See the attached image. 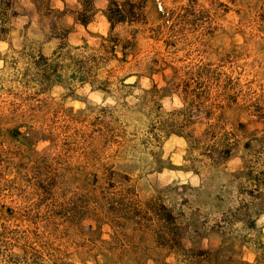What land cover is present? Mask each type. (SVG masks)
<instances>
[{
    "label": "rangeland",
    "instance_id": "obj_1",
    "mask_svg": "<svg viewBox=\"0 0 264 264\" xmlns=\"http://www.w3.org/2000/svg\"><path fill=\"white\" fill-rule=\"evenodd\" d=\"M96 6L85 26L74 16L78 0H14L17 15L0 40V264H177L150 231L131 222L114 229L104 215L95 219L99 211L88 208L104 196L110 170L119 188L134 186L142 203L153 197L172 211L186 247L221 249L227 263L256 264L264 214L251 229L236 212L244 207L241 218L252 220L248 206L257 199L248 178L257 183L264 176V0H152L143 22L119 25L115 34L134 43L119 48L126 61L109 63L99 79L133 74L125 83L137 86L120 100L129 108L90 84H55L42 92L27 83L30 54L51 56L64 42L100 47L110 30L108 1ZM158 59L167 64H155ZM197 65L232 81L237 102L219 118L241 143L218 168L199 162L197 150L190 155L179 134L148 143L151 119L167 120L183 106L178 94L159 99V108L135 106L144 89L165 85L162 74L171 76L172 66ZM191 119L201 135L208 115L193 111ZM119 134L122 143L111 141ZM11 252L20 256H3Z\"/></svg>",
    "mask_w": 264,
    "mask_h": 264
},
{
    "label": "trees",
    "instance_id": "obj_2",
    "mask_svg": "<svg viewBox=\"0 0 264 264\" xmlns=\"http://www.w3.org/2000/svg\"><path fill=\"white\" fill-rule=\"evenodd\" d=\"M96 1L78 0L79 8L74 12L76 22L87 26L93 21L97 13ZM107 1L108 6L104 11V15L110 23V30L107 36H102L100 47L88 51L87 45L72 47L68 42H64L59 45L51 56H47L42 52L37 55L30 54L29 66L25 72L26 76L29 77L27 83L40 85L42 92L49 90L55 84H90L94 88L103 91L106 96L114 98L118 102L116 106L130 107L127 101L120 102V100L129 94L130 91L126 88L137 86V82L125 83L126 78L131 77L133 74H128L118 81H112L111 76L100 80L99 71L113 61H126L125 58L119 56L118 50L121 48V50L126 51L134 43V38H121L118 34H115V30L119 25L133 26L143 22L146 19L148 2L152 0ZM16 15L14 0H0V40L7 39L10 33L11 19ZM166 19L169 20V17H166ZM158 63L167 64L164 59L156 60L155 64ZM196 67L197 70L195 71ZM172 68L177 71L172 73L171 76H167L165 73L162 74L165 85L160 88L158 83H155L151 88L144 89L143 94L138 96L140 102L135 105L141 108H159V99L170 93H176L182 99L183 106L173 112L174 117L170 116L169 119L163 121L154 119L153 122H151V119L147 131L148 143L156 146V143L160 142L162 138V133L165 136L179 134L188 140L190 155L193 156V153L197 150L196 156L199 162H207L208 165L218 168L235 156L241 143L237 135L222 128L219 118L220 115L224 116L225 112L237 103L230 88L232 81L225 84L221 76L206 65H197L190 69H187V66H172ZM204 69H206L205 72ZM146 105L148 106L146 107ZM116 106L108 107L112 108V112V110H117ZM135 106H131V108H135ZM203 110L208 115V120L200 125L203 129L202 134L196 135L195 129L199 125H197V121L191 119V116L193 111H199L201 114ZM116 135H113L112 139H117ZM119 136L120 140L111 141L118 144L122 143L124 134H119ZM251 143V140H246L244 147L248 149L251 147ZM247 170L248 168H246V173ZM259 172L263 174L264 167ZM114 175L115 172L110 170L107 178L110 182L107 187L108 190L105 189L103 192L104 196L101 197L102 199L100 198L101 201L88 208L96 209V212L99 211L100 214L95 215V212L93 214L96 216V218L94 217L96 220L104 215L105 219H110L108 222L114 229L131 222L135 223L141 231H150L158 245L175 255L178 260L177 264L246 263L242 259L236 260V263L225 262L222 260L224 251L221 249L209 250L186 247L182 242L183 232L180 230L177 218L173 216L172 211L164 203L156 202L153 197L142 203L134 186L119 188L114 181ZM248 181L251 183L248 184L251 187L249 193L257 199L253 200L248 206L252 209L251 214L248 213L249 218L252 220L247 222L246 218H241L240 215L243 214L240 213H243L242 211L247 212L244 207L238 208L236 219L243 220L248 227L254 229L257 227V217L264 214V176L257 178V183L251 178H248ZM77 213L80 212L77 211L72 214ZM83 217L85 216L80 215L79 218L82 219ZM12 239L14 238H7L5 241L13 243ZM5 241L2 240V243ZM17 241L20 242L21 240ZM258 250L259 255L256 264H264V244L260 243ZM3 256L17 258L20 255L11 252V254ZM13 262L14 260L12 264ZM161 264L172 263L165 261Z\"/></svg>",
    "mask_w": 264,
    "mask_h": 264
}]
</instances>
